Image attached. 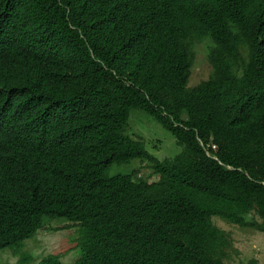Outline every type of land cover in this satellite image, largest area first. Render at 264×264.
Here are the masks:
<instances>
[{"label": "trees", "instance_id": "16d2710c", "mask_svg": "<svg viewBox=\"0 0 264 264\" xmlns=\"http://www.w3.org/2000/svg\"><path fill=\"white\" fill-rule=\"evenodd\" d=\"M134 159L159 179L109 174ZM46 217L80 223L70 264H228L214 217L264 233V0H0V248Z\"/></svg>", "mask_w": 264, "mask_h": 264}, {"label": "rangeland", "instance_id": "374dc122", "mask_svg": "<svg viewBox=\"0 0 264 264\" xmlns=\"http://www.w3.org/2000/svg\"><path fill=\"white\" fill-rule=\"evenodd\" d=\"M206 52L204 47L198 52L197 64L189 82L190 86L208 78L211 73ZM127 132L135 138L146 140L148 151L160 160L165 157H173L182 151V147L177 144L176 138L169 131H166L154 117L143 110L135 109L132 111ZM134 168H140V174L144 177L152 174V170L147 167V161L142 162L139 159L129 165H113L109 169V174H124ZM152 178L157 180L159 176L154 175ZM47 221L43 230L38 231L35 236L25 241V244L32 242L28 246L27 260H23L20 255L12 251L9 253L12 263L6 259L0 264H22L24 262L38 264L43 257L52 253L62 255L61 260L65 264L80 259L83 256V251L76 247L80 237L79 223H74L63 217ZM214 222L233 237L234 246L229 250L226 259L228 264H264L263 232L229 224L219 217H214ZM36 239H39V243L33 242ZM10 250H0V257Z\"/></svg>", "mask_w": 264, "mask_h": 264}, {"label": "clouds", "instance_id": "9594fccd", "mask_svg": "<svg viewBox=\"0 0 264 264\" xmlns=\"http://www.w3.org/2000/svg\"><path fill=\"white\" fill-rule=\"evenodd\" d=\"M190 79H191V77H190ZM190 79H189V82H190ZM135 110V109H134ZM144 111V110H143ZM145 112H147V111H145ZM148 114H150L149 112H147ZM151 115V114H150ZM131 116H132V113H131ZM130 119H131V117H130ZM129 126H130V120H129V125H128V128H127V130L129 129ZM127 130H126V132H127ZM128 133V132H127ZM129 134V133H128ZM130 135V134H129ZM131 136V135H130ZM132 138H134V139H136V140H143V141H145V143H146V148H147V142H146V140H144V139H142V138H135V137H133V136H131ZM148 150V149H147ZM151 154V153H150ZM178 154V153H177ZM176 154V155H177ZM151 155H153V154H151ZM176 155H174V156H176ZM154 156V155H153ZM173 156V157H174ZM155 157V156H154ZM157 158V157H156ZM167 157H165V158H163L162 160H164V159H166ZM169 158H172V157H169ZM135 160H138V159H134V160H132L130 163H128V164H122V165H129V164H131L133 161H135ZM139 160H141L142 162H146V161H144V160H142V159H139ZM160 160V159H159ZM114 165H118V164H114ZM147 167L148 168H150L149 167V165H148V162H147ZM138 170V175H137V177L138 178H141V179H146V180H148V181H150V182H154V181H157V180H153V176L154 175H157V174H153V171H152V174L149 176H146V177H144V176H142L141 174H140V168H134V169H132V170ZM151 169V168H150ZM131 170V171H132ZM152 170V169H151ZM159 176V175H158ZM59 218H61V217H59ZM58 219V218H57ZM47 220H54L53 218H48V217H46L45 218V220H44V226H42V228L40 229V230H43L45 227H46V224H47ZM69 220V219H68ZM74 223H79V222H74ZM79 225H80V223H79ZM80 228H81V226H80ZM39 230V231H40ZM36 235V233L33 235V236H35ZM32 236V237H33ZM39 236V235H38ZM32 237H29V238H25V239H23L18 245H8V246H6V247H2V248H0V250H2V249H11L10 251H8L6 254H4V255H2L1 257H3V258H1L0 257V263L1 262H3L4 260H9V261H11V263H12V260H11V256L9 255V253H11L12 251L15 253V254H17V255H20L21 257H22V259L23 260H27V252H28V246H29V244L30 243H32V242H30V243H27V244H25V241L26 240H28V239H30V238H32ZM33 242H38L39 243V239H36L35 241H33ZM53 254V253H52ZM49 255L50 254H48V255H46L45 257H43L39 262H38V264H43L44 263V261L45 260H47L48 259V257H49ZM62 256V255H61ZM62 261V260H61ZM22 264H30V262H24V263H22Z\"/></svg>", "mask_w": 264, "mask_h": 264}]
</instances>
